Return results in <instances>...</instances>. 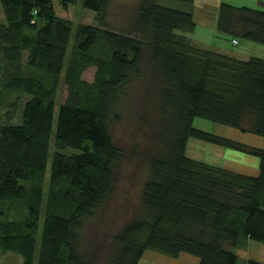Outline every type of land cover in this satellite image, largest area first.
<instances>
[{"label":"trees","instance_id":"1","mask_svg":"<svg viewBox=\"0 0 264 264\" xmlns=\"http://www.w3.org/2000/svg\"><path fill=\"white\" fill-rule=\"evenodd\" d=\"M54 1L80 3L98 23L109 2L0 0V252L19 255L20 264H89L79 244L83 221L114 190L124 149L109 128L144 56L155 89L141 122L159 148L139 153L147 172L140 203L109 264H137L147 249L237 264L231 248L241 240L264 245V57L196 44L187 34L199 22L196 0H140L127 32L73 26ZM212 20L220 32L264 44V9L220 1ZM61 81L67 95L55 110ZM195 117L262 144L195 127ZM190 136L257 157V174L193 159L185 153Z\"/></svg>","mask_w":264,"mask_h":264},{"label":"rangeland","instance_id":"2","mask_svg":"<svg viewBox=\"0 0 264 264\" xmlns=\"http://www.w3.org/2000/svg\"><path fill=\"white\" fill-rule=\"evenodd\" d=\"M139 1L109 0L103 23H98L97 14L84 8L80 3L67 5L63 8L60 2L54 1V7L56 13L70 20L73 26L79 23H92L98 24L101 28L127 32L126 30L133 26V16ZM160 1L171 5L176 3L171 0ZM215 1L217 2V0H196L195 11L197 12V20L200 22L197 23L192 32L187 34L191 35L198 45L201 44L216 52L225 54L224 51H221V49H225L231 56L240 58H247L250 55L264 57V44L242 36L234 35V38L230 34L218 31L216 26L213 27L212 19L216 14V11L214 12L215 7L213 8ZM224 1L234 5L264 9L261 0ZM3 20L4 16L0 3V21ZM211 29L215 31L212 32ZM153 72L151 61L144 56L141 74L137 75L138 77L135 76L120 94V112L117 120L110 125L109 130L112 139L124 149V154L115 170L116 180L113 192L104 203L98 206L91 217L83 221L79 244L82 256L89 264H109V257L115 248L114 244L118 232L132 217L140 203V190L147 172L139 153L146 151L149 146L154 149L159 148V143L156 141L153 132L149 131L146 123L141 122V113L152 105L151 94L155 89ZM93 74L94 67L90 66L83 71L82 77L91 81ZM57 92L55 110L58 108L59 101H63L67 95V87L62 81ZM193 125L245 144L254 146L262 144V140L254 139V135L240 133L238 130L217 125L205 118L195 117ZM185 153L193 159L204 160L244 174L251 175L258 172L257 157L196 137L187 138ZM231 250L237 255V264H245L248 259L264 261V245L259 241L246 238V240H241L237 246L232 247ZM187 256H182L179 260H172L168 255L147 249L137 264H195L192 262L194 260ZM20 261V256L13 252H0V264H20Z\"/></svg>","mask_w":264,"mask_h":264},{"label":"crops","instance_id":"3","mask_svg":"<svg viewBox=\"0 0 264 264\" xmlns=\"http://www.w3.org/2000/svg\"><path fill=\"white\" fill-rule=\"evenodd\" d=\"M219 0H217V2L215 1L214 2V5H213V8L215 7V9H214V12L216 11V9H217V6H218V2ZM221 1H224V0H221ZM216 3V4H215ZM195 15H196V17H197V12H195ZM199 22H200V20H198ZM198 23V22H197ZM212 23H214V20H212ZM197 25V24H196ZM213 27H215V24H213ZM212 30V29H211ZM213 31H215V30H212V32ZM191 36V35H190ZM192 38V37H191ZM192 40L195 42V43H197V41L195 40V39H193L192 38ZM198 44V43H197ZM200 46H202L201 44H199ZM202 47H205V46H202ZM220 50V49H219ZM221 51H224L225 52V54H228V55H230L229 53H227L226 51L227 50H225V49H221ZM232 56H234V55H232ZM187 254H181L180 255V257H182V256H186ZM180 257L178 258H171L172 260H179L180 259ZM187 257H191L194 261H192L193 263H195V264H198V260H197V258L196 257H193V256H191V255H188Z\"/></svg>","mask_w":264,"mask_h":264}]
</instances>
